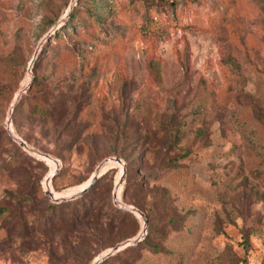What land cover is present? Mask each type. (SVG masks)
Returning a JSON list of instances; mask_svg holds the SVG:
<instances>
[{"label":"rangeland","instance_id":"1","mask_svg":"<svg viewBox=\"0 0 264 264\" xmlns=\"http://www.w3.org/2000/svg\"><path fill=\"white\" fill-rule=\"evenodd\" d=\"M92 176L86 219L47 210ZM138 235L102 264H264V0H0V264Z\"/></svg>","mask_w":264,"mask_h":264},{"label":"trees","instance_id":"2","mask_svg":"<svg viewBox=\"0 0 264 264\" xmlns=\"http://www.w3.org/2000/svg\"><path fill=\"white\" fill-rule=\"evenodd\" d=\"M132 4H135L134 7H136L137 10H143V15L145 17V22L144 24H142V27H144V30L146 31H151L154 29V27H164L162 25H158L157 24V21H154L152 20L150 17H149V12L151 10V6L148 5V4H140V3H132ZM84 16L82 15H79V18H78V14H76L75 12V6L69 11L68 13V18L65 20V22L63 23V27L65 26L66 28H74V26H80L81 24H83L84 22H89V23H92V22H96L98 23L99 25L103 24V20L100 18L99 15L97 14H92V12H84ZM88 14V16L86 15ZM92 18V19H91ZM52 23H54V21H50L47 25L51 26ZM125 28H116L115 30H117L118 32L120 31H123ZM51 37V35L49 36V38ZM47 38V41L48 39ZM33 70H34V76L32 78V84H37L38 83V79H37V74L35 73V63L33 65ZM19 105V103H18ZM17 105V106H18ZM16 106V107H17ZM107 171H105L104 173H106ZM89 190V189H88ZM85 191L83 195H81L80 197H77L75 199H69V200H61V201H55V202H51L48 206H47V210L48 211H51L53 210V208H56V207H71V213H69V217L67 218V224L72 226L74 225L75 223L77 224L79 220L81 219H86L88 215H91V213L93 212V210L96 209V207L93 206V201L92 198H91V195L90 194V190L89 191ZM90 194V195H89ZM88 196V200H87V197ZM11 199H15V197H11ZM17 200V199H16ZM83 201V203H81ZM86 200V201H85ZM81 203V207L83 209L82 213L80 214L81 211H79V207L78 205ZM86 203V204H85ZM117 211H123V213H128L127 211L123 210V209H120V208H116ZM68 212V210H66ZM79 219V220H78ZM59 221H63V217L60 219L58 218ZM144 238L141 239V241H143ZM140 241V240H139ZM136 249V245L135 243L131 244L130 246H126L123 250L120 251V253H126V252H129V251H135ZM118 253V251H117ZM113 255V254H112ZM111 256L109 255L108 258L106 257L105 259H103L99 264H102L103 262L107 261V259H109Z\"/></svg>","mask_w":264,"mask_h":264},{"label":"water","instance_id":"3","mask_svg":"<svg viewBox=\"0 0 264 264\" xmlns=\"http://www.w3.org/2000/svg\"><path fill=\"white\" fill-rule=\"evenodd\" d=\"M69 11H70V7L68 8V11H67L66 15L68 14ZM47 35H48V34H47ZM32 61H33V58L31 59V61L29 62V64H31ZM31 83H32V79H30V81L28 82L27 87H26L25 89H23L20 93H18L17 97H20L22 92H25L26 90H28V89L30 88V86H31ZM13 105H14V104H13ZM18 143H19V145H21V146H25V143H24V141H22V140H19ZM45 156L51 158L56 164H58V160H57L56 158H54V157H52V156H50V155H48V154H45ZM114 160H115V162H120V159H119V158H115ZM51 175H53V174H51ZM100 175H101V174H100ZM52 177H53V176H52ZM96 177H97V176H92V177L90 178V180L86 183V185H85V186H84L79 192H77V193H75V194H73V195H71V196H69V197L53 198V194H52V192H50V190H46L45 193H46L47 195L51 196L55 201H61V200L72 199V198H75V197L78 196V195L83 194L85 191H87V190L90 188L92 182L95 180ZM49 179H50V178H49ZM113 202H114L115 204L119 203V200H118V198H117V196H116L115 193L113 194ZM120 207H122V205H120ZM123 208H124V209H127V210H129V211H132V212H137V213H139V214H142L141 211H139L137 208H135L134 206H131V205H125V204H124V205H123ZM142 231H143V230H142ZM141 236H143V234H142ZM141 236L138 235L136 238H129V239L126 240L125 242L113 246L108 252H106L104 255L100 256V257L96 260V263H95V264H99L103 259H105V258L108 257L109 255H112V254H114L115 252L119 251L121 248H124V247H126V246H128V245H131V244L135 243L136 239H137V240H141V238H140Z\"/></svg>","mask_w":264,"mask_h":264},{"label":"bare ground","instance_id":"4","mask_svg":"<svg viewBox=\"0 0 264 264\" xmlns=\"http://www.w3.org/2000/svg\"><path fill=\"white\" fill-rule=\"evenodd\" d=\"M52 160V159H51ZM53 161V160H52ZM54 162V161H53Z\"/></svg>","mask_w":264,"mask_h":264}]
</instances>
